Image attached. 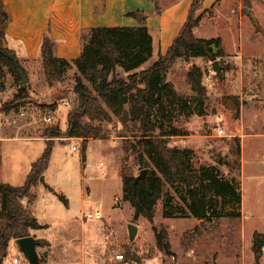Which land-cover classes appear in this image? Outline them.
<instances>
[{"label":"rangeland","instance_id":"rangeland-1","mask_svg":"<svg viewBox=\"0 0 264 264\" xmlns=\"http://www.w3.org/2000/svg\"><path fill=\"white\" fill-rule=\"evenodd\" d=\"M216 6L201 16L196 37L222 40L225 57L216 60L222 76L214 72V62L179 61L168 80L189 99V106L182 111L176 104L169 105L157 133L176 132L170 145L192 152L195 169L215 168L223 178L236 179L242 204H225L223 210L219 204L220 217L198 220L166 218L161 201L153 224L143 217L135 221V211L123 194L124 177H138L142 170L139 154L133 152L135 141L120 137L130 134L116 118L112 124L96 122L108 137L91 140L86 153L82 140L56 139L45 183L39 182L33 190V203L24 200L40 223L49 226L38 238L52 244L61 264H255L253 236L264 234V0H223ZM4 28L0 18V31ZM192 66L204 71L208 93L204 106L186 82ZM25 68L29 78L25 105L19 112L6 114L5 105L22 85L0 57V183L13 187L25 185L33 164L42 157L45 131L57 126L67 129L80 76L70 66L63 82L50 86L42 64ZM63 101L70 107H63ZM53 105L57 109L50 111ZM49 115L54 117L51 124L43 120ZM142 154L145 163L147 157ZM97 213L101 219L89 218ZM130 224L140 228L133 244L128 236ZM156 231H166V250L158 246ZM41 249L45 258L48 248ZM119 254L124 255L123 261L116 260Z\"/></svg>","mask_w":264,"mask_h":264},{"label":"trees","instance_id":"trees-1","mask_svg":"<svg viewBox=\"0 0 264 264\" xmlns=\"http://www.w3.org/2000/svg\"><path fill=\"white\" fill-rule=\"evenodd\" d=\"M204 1H193L189 18L173 46L165 56H160L158 61L146 69L142 68L153 58L154 39L145 25V14L140 12H131L127 16L139 19L143 26L100 27L83 33L82 55L72 62L56 57L54 41L49 37L44 38L42 56L49 85L63 82L65 72L70 66H75L80 74L75 87L76 107L68 114V127L65 131L58 126L45 131L46 149L42 157L33 164L25 185L13 187L0 184V264H4L9 257L10 244L13 241L31 237L32 231L49 227L40 223L25 206L24 200L32 203L35 201L33 190L49 169L56 139L82 140V151L86 153L91 140L108 137V134H103L102 129L95 125L96 122L112 124L114 118L118 119L130 134L120 137L134 139L133 152L144 153L147 157L144 163L147 170L145 180L135 186L137 177L123 179L124 200L133 207L135 221L143 217L153 224L161 201H164L166 218L192 216L198 220L220 217L219 204L221 210L225 204H242L240 183L236 179L223 178L215 168L195 169L192 166V152L170 145L169 140L178 136L176 132L157 133L158 129L163 128L162 120L169 105L176 104L182 111L189 106V99L179 93L168 80L172 68L179 61L189 64L192 59L201 58L213 63L225 57L220 38L206 40L195 36L194 30L200 23V19H195V13ZM0 2V18H3L5 26L0 31L3 43L6 41L4 31L10 18L4 11L3 1ZM9 53L15 55L10 50ZM0 57L9 65L16 80L21 82L14 63L3 54ZM21 69L24 71L22 67ZM203 80V69L198 66L190 67L186 82L201 106H204L208 98ZM28 93L29 86H21L15 99L5 105L4 112H19L25 105L24 100ZM236 107L239 111V104ZM48 109L55 111L57 106L53 105ZM172 191L178 196V201ZM61 198L68 205L65 197ZM156 238L158 246L166 250V231H156ZM38 243L39 248L50 247L47 241L38 240ZM252 250L255 264H262L263 233L254 234ZM41 262L46 264L43 259Z\"/></svg>","mask_w":264,"mask_h":264},{"label":"crops","instance_id":"crops-1","mask_svg":"<svg viewBox=\"0 0 264 264\" xmlns=\"http://www.w3.org/2000/svg\"><path fill=\"white\" fill-rule=\"evenodd\" d=\"M4 11L10 22L5 29L6 43L15 53L21 66L37 64L44 67L42 46L45 37L55 43V54L69 62L81 57L82 35L91 29L135 28L143 26L141 21L127 16L131 12L145 14V25L154 39V53L142 68L146 69L165 56L185 26L194 0H2ZM223 0H205L203 9L196 14L200 19L204 12ZM217 7V6H216ZM199 27V26H198ZM198 27L194 33L197 35ZM200 39V38H199ZM64 107V106H63ZM68 127V126H67ZM2 184V183H0ZM10 185V184H9ZM39 186L34 188L37 190ZM44 225V224H43ZM42 230L32 231L38 240ZM47 241V240H44ZM48 242V241H47ZM48 248L46 264H61L60 256L54 253L52 244ZM16 241L10 244V255L19 253Z\"/></svg>","mask_w":264,"mask_h":264},{"label":"water","instance_id":"water-1","mask_svg":"<svg viewBox=\"0 0 264 264\" xmlns=\"http://www.w3.org/2000/svg\"><path fill=\"white\" fill-rule=\"evenodd\" d=\"M245 13L252 19L253 23L257 24L255 17L251 14L248 8L245 9ZM0 54L5 55L14 63L17 73L21 78V85H27L29 83V78L27 74L21 69L17 57L9 53V47L5 41L3 42L2 49H0ZM213 70L218 76H222V67L220 66L218 61H215L213 63ZM139 163L142 170L140 175L136 179L135 186H137L140 181L145 180L147 176V170L144 168V158L142 153L139 154ZM40 182L45 183V176L41 177ZM139 233L140 228L138 226L134 224H130L128 226V236L131 244H133L137 240ZM17 245L19 251L24 256L28 264H43L41 262V257L38 251L39 243L33 236L18 240Z\"/></svg>","mask_w":264,"mask_h":264},{"label":"built area","instance_id":"built-area-1","mask_svg":"<svg viewBox=\"0 0 264 264\" xmlns=\"http://www.w3.org/2000/svg\"><path fill=\"white\" fill-rule=\"evenodd\" d=\"M62 106L64 107H70V104L66 101L62 102ZM45 123L51 124L54 120V117L52 115L46 116L44 119ZM219 135L223 136L224 131L222 129L218 130ZM74 150H77L74 148ZM89 218H96V219H101V215L97 213L96 215L90 214ZM116 260L117 261H123L124 260V255H116ZM4 264H28L24 256L19 252L16 255H12L11 257H8L5 261Z\"/></svg>","mask_w":264,"mask_h":264}]
</instances>
